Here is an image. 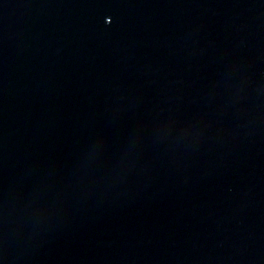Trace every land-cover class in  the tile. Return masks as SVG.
Returning a JSON list of instances; mask_svg holds the SVG:
<instances>
[{
	"label": "water",
	"instance_id": "1",
	"mask_svg": "<svg viewBox=\"0 0 264 264\" xmlns=\"http://www.w3.org/2000/svg\"><path fill=\"white\" fill-rule=\"evenodd\" d=\"M0 264H264V0H0Z\"/></svg>",
	"mask_w": 264,
	"mask_h": 264
}]
</instances>
